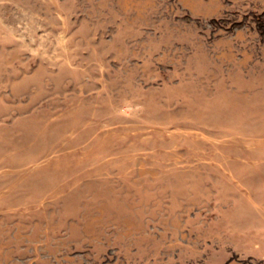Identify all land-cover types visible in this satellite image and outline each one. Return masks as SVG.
Here are the masks:
<instances>
[{"label":"rangeland","instance_id":"obj_1","mask_svg":"<svg viewBox=\"0 0 264 264\" xmlns=\"http://www.w3.org/2000/svg\"><path fill=\"white\" fill-rule=\"evenodd\" d=\"M0 264H264V0H0Z\"/></svg>","mask_w":264,"mask_h":264}]
</instances>
